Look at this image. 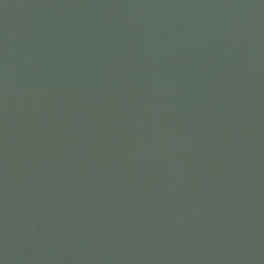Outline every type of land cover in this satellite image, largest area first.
Returning a JSON list of instances; mask_svg holds the SVG:
<instances>
[{"label": "water", "instance_id": "95a60500", "mask_svg": "<svg viewBox=\"0 0 264 264\" xmlns=\"http://www.w3.org/2000/svg\"><path fill=\"white\" fill-rule=\"evenodd\" d=\"M0 264H264V0H0Z\"/></svg>", "mask_w": 264, "mask_h": 264}]
</instances>
